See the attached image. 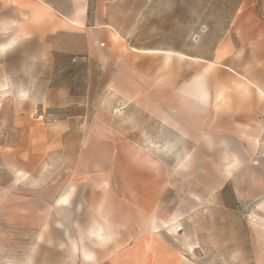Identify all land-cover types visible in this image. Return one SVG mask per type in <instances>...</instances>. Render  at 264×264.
Wrapping results in <instances>:
<instances>
[{"label":"rangeland","instance_id":"obj_1","mask_svg":"<svg viewBox=\"0 0 264 264\" xmlns=\"http://www.w3.org/2000/svg\"><path fill=\"white\" fill-rule=\"evenodd\" d=\"M110 18L118 64L60 57L52 76H15L42 94L46 123L70 121L64 151L82 156L86 180L70 210L50 214L66 222L59 229L31 228L17 208L0 264H84L79 248H101L84 233L111 213L123 236L131 208L135 230L152 222L183 264H264L254 256L260 201L232 208L221 196L226 151L241 169H264V0H117ZM201 81L208 98L198 103Z\"/></svg>","mask_w":264,"mask_h":264},{"label":"crops","instance_id":"obj_2","mask_svg":"<svg viewBox=\"0 0 264 264\" xmlns=\"http://www.w3.org/2000/svg\"><path fill=\"white\" fill-rule=\"evenodd\" d=\"M116 1L0 0V250L5 249L11 237L15 238L7 227L16 230L17 208L29 211L31 228L66 226L63 219L50 214L70 210L79 198V185L86 180L82 156L64 151L70 121L46 123L45 107L39 99L42 94L31 87H17L15 76H48V72L52 76L60 57L73 61L89 58L107 66L118 64L116 49L122 44L113 45L117 29L110 18L111 4ZM259 92L264 96L263 90ZM201 95L196 89L192 99L203 103L208 92L204 100ZM261 142L262 137L255 141V151L260 150ZM224 155V160L229 157L238 162L232 169L226 163L224 166L225 175L231 176H226L231 180L221 189L224 199L231 198L232 204L227 206L235 208L239 201L255 200L260 201L258 209L264 211V169L257 166L252 171L241 169L240 156L230 151ZM100 189L109 194L110 209L113 199L110 187L104 183ZM224 199L222 203L226 205ZM132 214L133 208L131 216L120 223L126 226L121 237L115 232L119 223L113 221L111 213L105 215L103 226L84 233L86 240L101 248L98 251L79 248L82 262L183 264L181 252L164 238L158 227L153 228L152 222L146 224L145 231L137 232ZM258 224L264 225V217L255 220V225ZM259 231L261 239L254 249L255 258L264 256L263 232ZM119 239L128 243L117 249L114 244Z\"/></svg>","mask_w":264,"mask_h":264},{"label":"bare ground","instance_id":"obj_3","mask_svg":"<svg viewBox=\"0 0 264 264\" xmlns=\"http://www.w3.org/2000/svg\"><path fill=\"white\" fill-rule=\"evenodd\" d=\"M197 92L198 93H202V95H201V97L203 98V100H204V96L206 95V91H205V89H204V87H203V82L201 81V82H199V85H198V88H197ZM192 96V95H191ZM201 99V98H200ZM207 99V98H206ZM237 163L238 162H236V161H232V160H230L229 159V157H228V159H226V167H228V168H230V169H232V168H235L236 166H237Z\"/></svg>","mask_w":264,"mask_h":264},{"label":"built area","instance_id":"obj_4","mask_svg":"<svg viewBox=\"0 0 264 264\" xmlns=\"http://www.w3.org/2000/svg\"><path fill=\"white\" fill-rule=\"evenodd\" d=\"M85 124H86V121H84V125H85ZM84 125H83V126H84Z\"/></svg>","mask_w":264,"mask_h":264}]
</instances>
